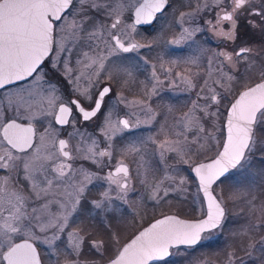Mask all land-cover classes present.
Listing matches in <instances>:
<instances>
[{
    "label": "snow or ice",
    "instance_id": "obj_1",
    "mask_svg": "<svg viewBox=\"0 0 264 264\" xmlns=\"http://www.w3.org/2000/svg\"><path fill=\"white\" fill-rule=\"evenodd\" d=\"M0 264H264V0H0Z\"/></svg>",
    "mask_w": 264,
    "mask_h": 264
},
{
    "label": "rangeland",
    "instance_id": "obj_2",
    "mask_svg": "<svg viewBox=\"0 0 264 264\" xmlns=\"http://www.w3.org/2000/svg\"><path fill=\"white\" fill-rule=\"evenodd\" d=\"M171 95V94H170ZM172 99L174 100V101H180V102H182L184 99H185V97L183 96V95H178V96H174V97H172Z\"/></svg>",
    "mask_w": 264,
    "mask_h": 264
}]
</instances>
